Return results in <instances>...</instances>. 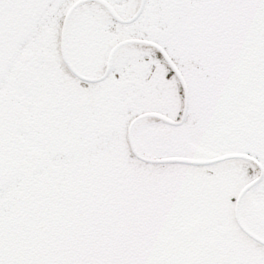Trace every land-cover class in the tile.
Segmentation results:
<instances>
[{"label":"snow or ice","instance_id":"obj_1","mask_svg":"<svg viewBox=\"0 0 264 264\" xmlns=\"http://www.w3.org/2000/svg\"><path fill=\"white\" fill-rule=\"evenodd\" d=\"M0 264H264V0H0Z\"/></svg>","mask_w":264,"mask_h":264}]
</instances>
